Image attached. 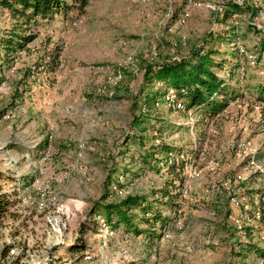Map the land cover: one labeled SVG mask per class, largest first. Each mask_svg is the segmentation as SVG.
<instances>
[{
  "label": "rangeland",
  "instance_id": "374dc122",
  "mask_svg": "<svg viewBox=\"0 0 264 264\" xmlns=\"http://www.w3.org/2000/svg\"><path fill=\"white\" fill-rule=\"evenodd\" d=\"M193 1L190 17L181 21L185 0H89L84 11L37 20L30 30L0 9V40L25 44L7 53L0 43V190L11 196L0 218V264H254L260 257L255 250L264 251V219L247 226L243 237L234 227L237 209L230 198L264 195V123L256 101L264 77L236 49L240 37L248 53L261 51L257 26H264V0L242 6L240 0ZM220 5L226 10L222 17L207 7ZM32 34L36 38L26 43ZM206 46L217 52L220 69L214 71L225 78L227 97L240 96L210 121L162 102L165 89L147 73L153 48L157 67L179 63L173 56L181 62L198 51L204 55ZM52 55L54 70L44 64ZM241 64L244 73L238 72ZM41 65L46 74L37 84L29 71ZM234 65L229 78L223 70ZM122 67L127 69L115 96H97L95 89ZM52 128L58 154L43 162ZM160 145L183 150V160L190 156L199 164L189 194L183 198L184 186L179 192L183 231L175 221L164 231L157 226L151 239L107 229L94 214L130 196H145L173 218L167 193L177 191L168 187L165 172L173 162L164 165L166 156L154 155ZM115 172H123V193L103 200L105 180ZM213 186L223 192L209 193ZM142 218L138 214L134 223L151 232Z\"/></svg>",
  "mask_w": 264,
  "mask_h": 264
},
{
  "label": "trees",
  "instance_id": "16d2710c",
  "mask_svg": "<svg viewBox=\"0 0 264 264\" xmlns=\"http://www.w3.org/2000/svg\"><path fill=\"white\" fill-rule=\"evenodd\" d=\"M89 0H0V9L8 11L10 16L14 19L16 24H26L29 30L31 25L37 20L47 21L54 18L57 14H64V16L72 15L74 12H82L88 6ZM73 19V18H72ZM29 25V26H28ZM14 33V32H13ZM36 34L28 36L23 40L26 43L33 41L36 38ZM222 41L223 38H221ZM264 40V38H263ZM13 37H9L8 40H0V43L5 44V51L11 52L17 51V48H23L24 43L14 42ZM262 41V40H260ZM261 49L264 47V41H262ZM10 50V51H9ZM204 55H200V51L194 53V56L190 60H184L179 63L160 64L157 67H150L148 70V78H151L152 82L162 81L165 84L175 88L178 99L184 104L187 112H193L194 116L200 120L210 121L216 115H219L224 109H226L231 102L239 100L240 96H233L228 98L226 93V81L225 78L220 76L219 73L214 71V68H219L213 58V49L209 47L202 48ZM260 53V51L258 52ZM57 60L52 55V59L48 65H51V70H54V66ZM222 67V66H220ZM220 69V68H219ZM236 65L231 66L227 70L229 78H232ZM222 70V68H221ZM220 70V71H221ZM221 71V72H223ZM226 85V86H225ZM164 93L161 94V98ZM221 98V101H217ZM148 95H146L143 101H150ZM156 98L155 100H157ZM257 104L259 105V114L261 122L264 123V85L262 90L256 97ZM160 130H158L159 132ZM47 143H44V149ZM159 148L154 152V155H167L168 153L181 154L183 150H176L173 147L158 146ZM191 154L198 156L196 151H189ZM157 159H154L157 163ZM186 160H173V163L166 168L167 184L168 187H172L173 191H177L176 194L172 192L167 193V198L170 199V207L173 218L164 216L162 212L157 211L152 203L145 196H130L127 197L121 203H108L100 206V209L94 214V216L102 217L103 223L114 231L123 229L125 232H132L137 236L145 235L149 239L153 238L154 230L158 226L160 230L164 231L165 228H171L172 222L174 223L177 213V208L180 206L181 195L180 190L184 186V170L187 166ZM156 165V164H155ZM120 172L109 174L105 180L106 193L102 199H109L113 195H120L117 191L113 190V186H116L119 190H124L122 183L118 182ZM123 172L121 173V176ZM10 195L3 193L0 190V218H3L8 213V207L10 205ZM164 204V203H163ZM130 212H137L139 215L144 214L142 218L145 225H147L151 232L141 230L138 228V224L134 223L137 215H130ZM150 236V237H149ZM243 245V244H242ZM79 248V247H78ZM255 248V247H254ZM75 249V248H74ZM250 249V248H249ZM256 253H260V256H264V251L255 250Z\"/></svg>",
  "mask_w": 264,
  "mask_h": 264
},
{
  "label": "built area",
  "instance_id": "2783aa9c",
  "mask_svg": "<svg viewBox=\"0 0 264 264\" xmlns=\"http://www.w3.org/2000/svg\"><path fill=\"white\" fill-rule=\"evenodd\" d=\"M141 3L143 4H147L150 2V0H140ZM185 7L182 10V13L180 14V19L181 21H184L186 19H188L190 17L191 14V9L196 5L194 3L193 0H185ZM245 0H240L238 1L236 4L238 6H242ZM210 9H213L214 11L217 12V15L222 17L226 10L224 5H220L219 7L215 8L212 6H207ZM172 13V12H171ZM173 15V13H172ZM235 16V15H234ZM147 19H153L154 16H152L151 14H147L146 15ZM80 19H76L72 22V26L74 28H78L80 25ZM258 29L261 31L262 34V38H264V26L258 25L257 26ZM237 35V34H236ZM243 42L241 41L240 37H237L236 40V49L239 53L240 56L244 57V59L246 60V63L250 66V67H255V68H259L261 67V71L259 72V74L261 76L264 77V47L261 49L260 53H256V52H250L248 53V51H246L244 49L243 46ZM201 55V54H200ZM203 55V54H202ZM158 54L156 51V48H153L150 54V63L151 64H155L153 63L156 58H157ZM241 57V58H242ZM172 62H180V58L178 56H173L171 59ZM133 59L132 57H128L126 59V63H128V65H133ZM50 63V57L48 56L47 58H45L44 60V64H48ZM127 69V67H122L117 69V70H113L111 75L109 76L108 80L106 81V83L98 88L95 89L94 93L97 96H102L105 97L107 99H112L115 96V87L117 86L118 83H120L122 81V74H123V70ZM245 71V67L243 64H241L238 72L240 73H244ZM46 69L43 65H41L40 67L37 68V66H33L32 69L29 71V78L31 80H33L35 83L39 84L44 82L42 79V76L45 75L46 73ZM89 92L88 93H93L92 92V81L88 82L87 85ZM157 87L160 88H164V95L162 97V102H166L169 107L174 108L175 110H182L185 111L184 108V104L178 99L177 97V92L175 90V88L165 84L162 81L157 82ZM54 128L51 129V133L49 134V144L47 146V152L44 154L43 156V162H49L51 160V157L54 154H58V151L56 152V149L53 147L52 145V140H54ZM239 151H245L244 149V145H240L239 146ZM188 164L186 167L187 170V176H188V180L185 183L183 190H182V196L183 198H185L190 190H191V182L197 177L198 175V171H199V164L196 161V159H192L190 158V156H186ZM185 159V156L183 153L181 154H173V153H168L166 155V157L164 158V165L167 164H171L173 162V160L179 161V160H183ZM118 182L119 183H124V178L122 176L118 177ZM227 183H224V186H227ZM113 190L117 191L118 194L122 195L123 191L119 190L116 186H113ZM223 192V188L221 189L218 186H213L211 188V190L209 191V193L211 194H215L218 195L220 193ZM230 202L231 205L237 209L236 214L234 216V220H233V224L234 227L236 229V231L244 236H247V226H249L251 223L253 222H259L261 220L264 219V212L262 210V204H264V195H254V196H250L249 194H245L241 197H236V196H232L230 198ZM183 208L180 207L177 210L176 213V218H175V228L178 232H182L184 229V214H183ZM105 227L107 229H109L106 225ZM263 238V237H262ZM171 239V234L169 232L164 233V240L165 241H169ZM206 242H210V238L206 239ZM245 243H247V240H245ZM156 251V249H154ZM88 258V257H87ZM254 264H264V256L263 257H258L255 259Z\"/></svg>",
  "mask_w": 264,
  "mask_h": 264
}]
</instances>
